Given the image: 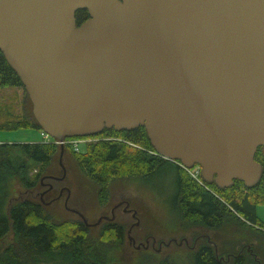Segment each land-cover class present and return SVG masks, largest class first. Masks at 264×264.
Returning a JSON list of instances; mask_svg holds the SVG:
<instances>
[{
    "label": "water",
    "instance_id": "water-1",
    "mask_svg": "<svg viewBox=\"0 0 264 264\" xmlns=\"http://www.w3.org/2000/svg\"><path fill=\"white\" fill-rule=\"evenodd\" d=\"M0 51L61 144L142 125L159 156L222 188L261 176L264 0H0Z\"/></svg>",
    "mask_w": 264,
    "mask_h": 264
},
{
    "label": "trees",
    "instance_id": "trees-1",
    "mask_svg": "<svg viewBox=\"0 0 264 264\" xmlns=\"http://www.w3.org/2000/svg\"><path fill=\"white\" fill-rule=\"evenodd\" d=\"M74 15L77 25L89 17L86 8L77 10ZM19 77L0 51V86L22 87L25 109V115L18 117L15 109L5 112L0 108V126L41 130ZM2 103L8 107L10 100ZM80 137L100 138L88 140L83 150L74 149L66 141L56 143L54 137L47 142H0V242L6 237L11 238L8 243L0 245V264H125V255L117 261L113 253L108 257L102 255V249L109 246L114 252L118 250L117 245L124 236L122 231L127 232L131 225L134 241H138L135 245L140 244L143 237L142 243L148 240V246L142 244L139 249H134V253L141 250L138 254L144 257L140 264L146 263L149 251L159 244L162 247L171 235L179 239L178 232H171L172 227H178L177 223L172 227L170 223L165 234H160L155 225L161 220L150 215L149 208L143 205V211L137 214L138 225H133L135 218L119 207L114 220L102 218L96 225L86 226L82 218L63 203L62 206L57 205L56 200L44 203L35 193L41 187L40 178L51 181L56 188L62 185V181L69 184L68 180H71L73 184L69 185L75 184V191L79 189L81 193L79 196L74 191L71 202L74 198L78 205L85 208L95 205L101 211L111 205L116 190L125 189L131 179L149 175L163 166L172 167L176 176L174 208L178 209L181 218L177 221L180 229L190 243L197 238L196 246L188 247L183 243L189 249L185 251L192 255L190 264H229L231 260L234 264H264V223L260 222L255 210L257 204H264L263 147H257L253 158L262 165L260 178L252 186L233 179L231 184L222 188L215 182L204 180L198 173L204 185L199 184L176 161L159 156L142 125L121 131L114 127L104 128L97 135ZM68 139L71 137H66ZM61 149L62 163L68 174L59 181L52 176L62 174L58 154ZM91 187L95 192L93 197L87 194ZM20 189L24 191L19 192ZM44 199L46 201L47 197ZM167 234L170 235L166 237ZM206 236L217 246L216 252L224 256L223 260H216V253H213ZM123 250L124 243L121 244V254Z\"/></svg>",
    "mask_w": 264,
    "mask_h": 264
},
{
    "label": "rangeland",
    "instance_id": "rangeland-1",
    "mask_svg": "<svg viewBox=\"0 0 264 264\" xmlns=\"http://www.w3.org/2000/svg\"><path fill=\"white\" fill-rule=\"evenodd\" d=\"M22 90H23L22 87L18 88V87H14L13 85H7V87L0 86V108L2 109V111L11 112L12 109H15V112H17L18 117L25 115V109L22 106V102L24 100V94L22 93ZM8 100H10V103L7 104L8 107H4L2 102H7ZM0 121H2V119ZM37 140H41L42 142H47L51 140V137L49 135H46L44 132H42L37 128L33 129L28 127H21L18 129H11V128H3L0 126V142L9 144L11 142L22 143L26 141L34 142ZM83 149H84V145L79 146V150H83ZM67 174H65V176ZM173 174L174 172L172 167L167 168L166 166H163L162 168H158L154 170L149 175L146 176L141 175L138 176L137 178L131 179L125 189L116 190L118 192L113 202L121 197H123L125 200L129 199L130 203L133 204V207L135 206L134 208L138 212V214L139 212L143 211L144 209L143 205H145L149 208L150 215L156 216L158 217L159 220H161L160 224L155 225L156 229L160 234H165L166 228L169 227L170 223L172 224L171 227L173 225H176L177 223L178 227L177 228L172 227L171 232L172 233L178 232L179 236H181L182 234L185 233L180 229L179 226L180 223L177 222L178 218H180L179 214H177L178 209L177 210L175 208L172 209L171 206L169 205L170 202L169 200L174 199V195L176 192V188H175L176 176H174ZM68 182L69 184H73L70 183L71 180H68ZM62 183L66 184L69 187L68 189L71 191L73 195H75L76 193L77 195L79 194L80 196L81 193L78 191L79 189L75 191L76 189L75 184L69 185L68 183H66V181L65 183L64 181H62ZM199 184L202 185L203 183H199ZM59 186L61 185L59 184ZM23 191L24 189L19 190V192H23ZM94 193L95 192L93 190V187H91L87 191L88 196L91 197L94 196ZM113 202H111V205ZM56 203L57 205L60 203L59 206H62V203H64L63 198L56 201ZM67 203L66 205H68ZM92 203H94V201L91 202V205ZM69 204H70L69 206L77 205L78 207H72V208H77V210L79 209V211L82 210L83 213H84L83 210L87 211L88 213H84L83 216L84 218H87L88 222L93 221L94 219H97L96 220L97 222L99 219L98 215L101 213V211L109 214V208L111 206L109 205L108 208H105L101 211L95 205H92L93 208L90 207L85 208L81 205L74 203V198L72 202ZM255 210L257 216L260 219V222L264 223V204H260V203L257 204ZM127 220L130 221V218H127ZM147 225L150 226L149 223H147ZM130 227L131 226H129L128 228ZM122 233L124 234V236H123V240L120 241V244L117 245L118 250L114 252L112 247L107 246L102 249L103 252L102 255L108 257V254L111 255L113 253V255L117 257V261L121 259L122 255L123 256L125 255L124 256L125 264H129V263L133 264L134 261L137 262V264H140V262L144 260V257L138 254L139 252H141V250L134 253V249H136L135 245L130 241H128L129 235H131L133 238L135 237L134 233H132V229L130 228L129 233L128 230L127 232L122 231ZM170 234H167L166 237L169 236ZM143 238L140 239L141 242ZM175 239L178 240V238ZM10 240H11L10 237L9 238L6 237L0 242V245L6 242L8 243ZM122 243H124V250L121 254ZM179 246H175V244H170V245L163 244L161 247L159 244L158 246L155 247V249L148 252L149 257L147 258L146 263H141V264H159L162 261L165 262L164 264H182V263L190 264V262L192 261V255H190L189 252L185 251V249H187V251L189 249L184 244ZM113 259L115 260L116 258Z\"/></svg>",
    "mask_w": 264,
    "mask_h": 264
},
{
    "label": "flooded vegetation",
    "instance_id": "flooded-vegetation-1",
    "mask_svg": "<svg viewBox=\"0 0 264 264\" xmlns=\"http://www.w3.org/2000/svg\"><path fill=\"white\" fill-rule=\"evenodd\" d=\"M43 178H40L39 179V181H40V185H41V187H40V189L38 190V191H36V193L35 194H38V196L40 197V199L44 202V203H50V201H58V200H60V199H62L63 198V201H65V199H67V201H69L70 203H71V198H72V193H71V191L69 190L68 191V193H69V195L67 196V188H69L66 184H63L62 183V185L61 186H59L58 188H56V186L51 182V181H43L42 180ZM52 179H55V178H52ZM56 180V179H55ZM59 181H61V180H59ZM51 194V195H50ZM33 196H35V195H33ZM45 197H47V201H45ZM176 199V198H175ZM175 199H173V200H169L170 202H169V205L171 206V208L173 209L174 208V206H175ZM131 203H130V200L129 199H124L123 197H121V198H118L116 201H114L113 203H112V205H111V207H110V209H109V214H107V213H105V212H101L98 216H99V219H102V218H104V219H108V220H114V218H115V214H116V210H118V208L120 207V209L123 211V212H127V213H129V215L130 216H133L132 215V213L134 212V211H136L135 210V208L132 206V205H130ZM68 206V205H67ZM72 207H78L77 205H75V206H72ZM72 207H70L69 206V210H71V211H73L74 213H77L78 214V216L81 218V216L84 218V216H83V214L84 213H88L87 211H85V210H83L84 211V213L82 212V210H80L81 211V213H79L80 211H79V209L77 210V208H72ZM138 212L136 211V213H135V216H133L134 218H135V221H136V219L138 218ZM84 219H86V221H87V218H84ZM83 220V219H82ZM135 223V222H134ZM134 225V224H133ZM132 226V225H131ZM128 228V227H127ZM128 230V229H127ZM186 236L185 235H181L180 237H179V239L177 240V239H175L174 237H172V235H171V237H169V239H167V241L164 243L165 245H170V244H172V242H173V244H177V245H179V244H185L186 246H188V247H192V246H196V240H197V238L195 237V239L192 241V243H190V241L188 240V239H186L185 238ZM205 238H207V240L209 241V245L211 246V248H212V250H213V253L215 254V258H216V260L218 259V260H223V255L221 256V255H218L217 254V246L213 243V241L211 240V238H209L208 236H206ZM130 241V240H129ZM145 242L147 241V244H148V240H144ZM131 242V241H130ZM132 243V242H131ZM142 243V242H141ZM144 244V243H143ZM135 245V244H134ZM196 250V249H195ZM217 251V252H216ZM229 259V256H227V260ZM226 261V260H225ZM232 261V260H231ZM230 261V263L229 264H234V263H232Z\"/></svg>",
    "mask_w": 264,
    "mask_h": 264
},
{
    "label": "built area",
    "instance_id": "built-area-1",
    "mask_svg": "<svg viewBox=\"0 0 264 264\" xmlns=\"http://www.w3.org/2000/svg\"><path fill=\"white\" fill-rule=\"evenodd\" d=\"M98 138H100V137H98ZM98 138H92V137H85L84 138V137H79V136L76 137L75 136V137H72L71 139H68V140H66V138H65V139L62 140V142L64 143V141H66L69 144H71L74 147V149L79 150V146L85 145V143L88 140H90V139L96 140ZM55 142L60 144V142H58V141H55ZM179 164L182 166V168H184L187 172H189L188 174L191 175L192 177H194L197 182L203 183V181L200 179V177L198 175V173H200V169H199L198 166H192V167L186 168L181 163H179Z\"/></svg>",
    "mask_w": 264,
    "mask_h": 264
}]
</instances>
